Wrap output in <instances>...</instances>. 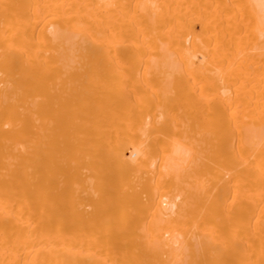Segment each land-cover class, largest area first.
Wrapping results in <instances>:
<instances>
[{
	"label": "bare ground",
	"instance_id": "6f19581e",
	"mask_svg": "<svg viewBox=\"0 0 264 264\" xmlns=\"http://www.w3.org/2000/svg\"><path fill=\"white\" fill-rule=\"evenodd\" d=\"M0 264H264V0H0Z\"/></svg>",
	"mask_w": 264,
	"mask_h": 264
}]
</instances>
